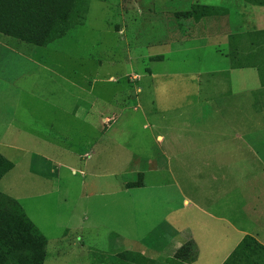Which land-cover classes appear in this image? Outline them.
Wrapping results in <instances>:
<instances>
[{"label":"rangeland","instance_id":"obj_1","mask_svg":"<svg viewBox=\"0 0 264 264\" xmlns=\"http://www.w3.org/2000/svg\"><path fill=\"white\" fill-rule=\"evenodd\" d=\"M161 7L157 0H79L56 28L62 35L44 47L0 34V143L28 149H3L16 167L0 181V192L16 199L47 238L44 264H114L127 254L145 263L143 241L129 240L161 226L172 233L168 224L159 225L163 215L183 229L182 194L212 196L208 212L241 225L248 224L240 217L245 204L260 201L264 180L253 173L264 165V46L251 42L233 58L226 42L164 55L169 50L155 36L160 24L152 21L172 12ZM231 12V36L264 28L258 11ZM13 50L26 58L12 56ZM253 60L262 73L232 69ZM21 90L53 106L38 111L25 102L33 117L52 119V137L33 138L11 126L21 113ZM88 109V127L64 125L61 114ZM247 143L258 152L229 153ZM39 153L54 163L42 164ZM35 169L48 177L34 175ZM211 235L204 231L203 248ZM204 252L213 259V251Z\"/></svg>","mask_w":264,"mask_h":264},{"label":"crops","instance_id":"obj_2","mask_svg":"<svg viewBox=\"0 0 264 264\" xmlns=\"http://www.w3.org/2000/svg\"><path fill=\"white\" fill-rule=\"evenodd\" d=\"M160 3L162 4L161 8L163 10L169 9V11L171 10L172 13H167V15L163 17H156L155 20H153L154 22L152 21V23L153 25L158 26L160 24L159 28L157 27L155 30V36H157L158 39H161L160 42L162 44H165L169 50V52L164 55L172 57L174 55V51L178 52L182 49L183 51L185 49H192L186 48V46L188 45H193V48L211 49L213 48V45L217 47L219 43L226 42L227 44H229V38L231 34H229L228 30L232 29L234 26L232 24V13H234L231 12L232 10L240 11L241 14H250V12L258 11L260 16L258 18V22L264 23V7L251 4L247 0H157V4ZM193 6H205L212 9L213 7H215L222 12L214 16L213 14H209V16L203 17L200 20L196 21L192 18H185L181 15H179V17L175 16V14L177 13H181L185 10H190ZM166 22H168V24H166ZM174 24L175 27L173 26ZM261 30H264V28H262ZM190 37L192 38L190 39ZM11 52V54H13L12 56H16L22 59L26 58V56L19 51L13 50ZM32 63H34V61H32ZM19 94L23 98V101H19V111L21 113L18 112L17 115H15L11 126L19 128L20 130H22L23 134L33 138L44 140L47 137H52V130L54 128V122L52 121V119L51 122H49V120H45L48 118H46L42 114L39 117L45 118L43 119V121L38 119V117H33L32 113L26 108L25 102L32 105L38 111H44L45 109L51 108L53 106L46 101L36 97L35 95L34 97L33 94L31 95L25 90H21ZM25 97H27L26 100ZM22 105L23 109L21 108ZM89 112L90 111L88 109L81 110V112H78L77 115H74L71 112V114H61V116L65 118V121L67 120L64 125L69 124L68 127H73L75 124L81 123H83L84 126L86 125L85 122H89ZM90 128L93 132L99 131L97 128H93L91 125ZM161 138L163 140H166L168 145L170 146L172 141L170 140L168 142L167 136H161ZM246 147L241 146L240 148L236 149V151L231 148H228V150L230 154L235 152L245 154L258 152L257 147L253 145L248 144ZM0 148L2 155L10 162L11 154H5L3 150L4 148H11L12 150H19L22 152H26L28 150L27 148H20L19 146L18 148H14L6 144L3 145L2 143H0ZM194 150L196 152H201L202 148L201 146H195ZM168 152L171 153L172 151ZM262 152H264V150H262ZM38 156L40 157L42 164L54 163L53 158L50 154L39 153ZM12 164L15 168L16 164ZM52 172L55 173L54 170H52ZM32 173H34V175H39L40 177H48L46 173H42L37 169L32 170ZM253 175L258 176L256 180H264V165L262 166L260 172L257 173L256 171H254ZM162 198H164V200L167 202L172 197L165 196ZM182 198L184 200L183 208L187 209V211L184 216L178 217L180 221L185 222V227L183 229H180V231L171 222V220L168 219V215H163L159 220V225L165 223L168 224L170 226L169 229L174 230L170 234L169 232H163L161 230L162 226H158L159 228L148 232V236L146 238L136 239L135 241L129 240L121 234L117 235L113 233V236H118L123 241L129 240L137 244L138 242L143 241V246L139 248L140 251L138 250L142 258L145 260V263L142 264H171L172 261L170 260L174 258L176 253L183 247V245L193 240L196 242L199 249L198 259L193 264H224L246 236H252L259 242V244L264 246V192L261 194V197H259L260 201H254L245 204V212L243 213V216L240 217L241 220L248 221V224L246 225H241L237 222H234L231 216H228L227 218L225 216H217L215 214L212 215L211 213H209L206 207H208L207 202H210L212 196L204 197L199 194L197 197L189 198L182 194ZM217 200L218 199L213 197V205ZM224 206L229 210L231 214L235 215V210L228 208L227 205ZM204 216H206L209 220L202 222V218H204ZM211 220H213L212 232L209 231L211 226L207 224V222L212 223ZM219 227L224 228L227 233L224 231L219 232ZM204 231H206V233H212V235L208 237V244L204 245L203 248L201 242L202 240H205L203 236ZM178 237L181 240H179ZM211 238H213V243L209 242ZM154 248L155 250L160 249L162 254L158 257L150 256L149 251H152V249ZM204 250L213 251V253L209 252V256L213 255V259H206ZM134 252L137 251H130V253L133 254ZM129 264L138 263H133V261H130Z\"/></svg>","mask_w":264,"mask_h":264},{"label":"trees","instance_id":"obj_3","mask_svg":"<svg viewBox=\"0 0 264 264\" xmlns=\"http://www.w3.org/2000/svg\"><path fill=\"white\" fill-rule=\"evenodd\" d=\"M78 1L0 0V34L44 47L53 37L62 35L56 28L66 23L76 11ZM247 1L264 7V0ZM220 12L222 11L215 7L212 9L193 6L190 12L182 15L185 18L200 20L209 14L214 16ZM250 43L252 46L257 44L264 46V30L230 36L229 55L232 58L239 57ZM262 67L261 63L253 60L243 65L237 63L232 69L257 68L262 73ZM261 81L264 85V79ZM13 168L14 165L6 160L0 151V181ZM47 246V238L29 219L21 204L13 197L0 192V264H44ZM119 256L114 264L130 263V254ZM198 256L196 242L189 241L170 261L171 264H193ZM224 264H264V246L252 236H246Z\"/></svg>","mask_w":264,"mask_h":264}]
</instances>
